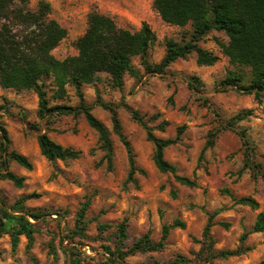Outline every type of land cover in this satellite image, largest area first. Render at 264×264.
Segmentation results:
<instances>
[{"label": "rangeland", "instance_id": "374dc122", "mask_svg": "<svg viewBox=\"0 0 264 264\" xmlns=\"http://www.w3.org/2000/svg\"><path fill=\"white\" fill-rule=\"evenodd\" d=\"M38 1L29 0V7L34 9ZM45 1L51 8L50 17L67 31L52 50L59 59L76 54L75 41L85 31L91 10L111 16L118 26L130 30L147 22L156 35L148 49L150 62L160 60L168 38L183 42L192 35L189 25L180 27L165 23L152 8V0ZM217 41L226 42L227 37L223 32L211 30L198 42L199 46L218 55L213 65H198L195 52H191L173 61L164 74H144L135 56L132 63L141 75L139 80L125 74L123 87L118 89L111 85L108 74L99 73L94 82L81 86L85 102L110 130L111 168L103 158L97 131L87 124L82 114L60 115L41 121L36 116L38 98L35 91L0 87V122L7 129L10 148L23 153L32 162L31 169L13 160L9 162V169L23 176L24 181L18 187L8 179H0V199L10 206L19 197L35 193L37 196L24 200L25 208L46 213L37 222L38 229L29 249L24 235H20L17 245L12 247L8 231L2 234L0 264H120L105 249L116 252L119 222L125 220L123 249H128L146 232L154 241L159 240L162 225L175 218L184 221L185 227L172 228L162 249L129 254L124 262L255 264L264 257V231L248 234L245 245L250 249L240 255L215 258L207 263L201 251V232L209 212L220 209L211 227L217 250L237 247L241 232L251 226L259 211L264 212V177H255L251 170L243 168L239 136L231 129L221 130L225 120L239 110L252 109V114L238 121L235 128L246 130L254 147L253 158L264 167V95L256 101L253 94H243L231 87L215 91L216 83L229 71H240L245 84L251 77L248 67L229 63ZM192 76L200 80V93L187 85ZM45 82L49 95L52 84L49 79ZM66 90V95L58 102L77 105L79 98L74 87L67 85ZM97 92L104 101L117 104L123 99L145 114L149 126L159 137H174L178 127L183 126L179 141L166 147L164 155L176 166L178 174L194 178L196 186L181 184L170 172H161L155 167L153 145L146 139L144 129L125 108L118 106L121 131L131 143L136 165L145 172H136L133 179H127L129 164L125 147L112 130L109 112L96 103ZM157 112V118L150 117ZM163 120L167 124L160 130ZM217 128L221 131L214 145L199 157L207 131ZM42 131L61 145L79 150L80 155L74 159L47 160L41 155L36 140L37 133ZM224 188L236 197H254L259 207L252 209L234 202L223 193ZM84 202H88V206L79 225L81 229H76L78 212ZM99 225L106 226L102 229Z\"/></svg>", "mask_w": 264, "mask_h": 264}, {"label": "trees", "instance_id": "16d2710c", "mask_svg": "<svg viewBox=\"0 0 264 264\" xmlns=\"http://www.w3.org/2000/svg\"><path fill=\"white\" fill-rule=\"evenodd\" d=\"M28 4L29 0H0V87L35 91L38 98L36 116L41 121H49L60 115L82 114L87 124L98 133L99 147L104 152L103 158L108 168L112 167L113 158L110 130L93 114L92 106L85 102L81 86L94 82L99 73L108 74L111 85L118 89L123 87L125 74L139 80L141 75L132 63L135 56H138L144 74H164L173 61L185 58L191 52H195L198 65H213L218 60V55L199 46L198 42L211 30L223 32L227 41H217L221 53L228 57L230 64L248 67L251 77L249 83L245 84L244 75L240 71H229L216 83L215 91L231 87L243 94H253L256 101L264 95V0H152V8L165 23L180 27L189 25L192 31L191 37L183 42L168 38L165 42V52L158 62H150L148 59V49L155 41L156 35L147 22H143L136 30H130L118 26L111 16L96 10L88 13L86 29L75 41L76 54L59 59L54 56L52 50L66 36V28L50 17L51 8L47 1L39 0L34 9ZM46 79L52 84L49 95L45 88ZM199 82L198 77L192 76L187 85L194 92L200 93L202 90ZM67 85L74 87L79 98L75 106L58 102L66 95ZM95 101L109 112L112 130L125 147L129 164L127 179H133L136 172H145L136 165L131 143L121 131L118 106L125 108L130 117L144 129L146 139L153 145L152 160L155 167L161 172H170L181 184L196 186L194 178L178 174L176 166L164 155L166 147L179 141L183 126L178 127L174 137H159L149 126L145 114L131 107L123 99L113 104L104 101L97 92ZM251 114L250 108L239 110L225 120L221 130L231 129L239 136L244 155L243 168L251 170L255 177H264V167L253 158L254 147L246 130L235 128L238 121L247 119ZM158 115L157 112L150 117L157 118ZM166 124V120L161 121L159 129L163 130ZM221 130L217 128L207 131L199 157H202L206 148L214 145ZM36 140L41 155L49 161L74 159L80 155L79 150L61 145L44 131L37 133ZM10 143L7 129L0 122V179H8L20 187L24 177L10 170L9 162L13 160L26 169L32 168V162L23 153L10 148ZM222 191L236 203L252 209L259 207V202L252 196L236 197L226 188ZM171 193L175 195L173 191ZM35 196V193L23 195L10 206L0 199V237L8 231L12 247L17 245L19 236L24 235L27 239L26 248L29 249L33 234L38 229L37 222L46 215L42 211L25 208L24 200ZM87 206L88 202H84L78 212L76 229H81L79 225L83 222ZM219 210L208 213L201 232V251L207 263L215 258L226 259L246 252L250 249V246L245 245L248 234L264 231V212L259 211L251 226L241 232L237 247L217 250L214 248L211 227L215 224L213 219ZM221 224L228 226L226 222ZM105 226L99 225L102 229ZM174 227L184 228L185 222L175 218L172 222L162 225L159 240L154 241L146 232L128 249H123L126 223L122 220L116 225V252L107 247L105 249L117 262L127 264L124 258L129 254L162 249L169 231ZM145 264L163 263L153 261ZM255 264H264V257Z\"/></svg>", "mask_w": 264, "mask_h": 264}, {"label": "crops", "instance_id": "0c3cea01", "mask_svg": "<svg viewBox=\"0 0 264 264\" xmlns=\"http://www.w3.org/2000/svg\"><path fill=\"white\" fill-rule=\"evenodd\" d=\"M252 233H254V232H252Z\"/></svg>", "mask_w": 264, "mask_h": 264}]
</instances>
